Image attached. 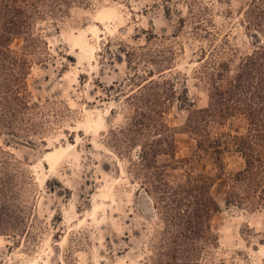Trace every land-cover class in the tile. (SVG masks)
Listing matches in <instances>:
<instances>
[{
  "label": "rangeland",
  "instance_id": "obj_1",
  "mask_svg": "<svg viewBox=\"0 0 264 264\" xmlns=\"http://www.w3.org/2000/svg\"><path fill=\"white\" fill-rule=\"evenodd\" d=\"M2 36L0 264H172L188 180L214 210L177 263L264 264L263 193L231 194L246 117L210 126L220 153L188 127L264 45V0H0Z\"/></svg>",
  "mask_w": 264,
  "mask_h": 264
},
{
  "label": "trees",
  "instance_id": "obj_2",
  "mask_svg": "<svg viewBox=\"0 0 264 264\" xmlns=\"http://www.w3.org/2000/svg\"><path fill=\"white\" fill-rule=\"evenodd\" d=\"M7 34L12 35L11 32ZM7 40L0 37L2 43ZM3 55L7 56L6 52ZM209 99L208 108L195 111L188 120V127L199 136L202 147L220 153V141L211 140L210 126L213 123L221 124L238 114L244 115L248 127L244 135L235 137V147L245 160V170L233 179L231 194L235 195L240 185L249 191L261 190L264 196V45L259 44L253 54L242 61L237 75L232 79H224L223 74L214 75ZM163 127L171 132L167 125ZM168 145L173 146L172 141L169 140L166 148ZM173 204L177 236H173L165 249L172 264H180L177 263L178 256H181L179 259L182 262H187L198 253L196 248L184 243L208 240L201 227L206 220L210 221L214 201L209 195L207 181L188 180L177 186ZM175 246H182L183 250L178 252Z\"/></svg>",
  "mask_w": 264,
  "mask_h": 264
},
{
  "label": "bare ground",
  "instance_id": "obj_3",
  "mask_svg": "<svg viewBox=\"0 0 264 264\" xmlns=\"http://www.w3.org/2000/svg\"><path fill=\"white\" fill-rule=\"evenodd\" d=\"M2 242V241H1Z\"/></svg>",
  "mask_w": 264,
  "mask_h": 264
}]
</instances>
